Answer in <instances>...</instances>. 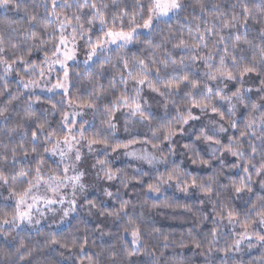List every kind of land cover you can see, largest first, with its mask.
<instances>
[{"label":"snow or ice","instance_id":"1","mask_svg":"<svg viewBox=\"0 0 264 264\" xmlns=\"http://www.w3.org/2000/svg\"><path fill=\"white\" fill-rule=\"evenodd\" d=\"M13 3L0 0V7ZM36 7H43L42 15L22 9L30 27L19 39L12 35L16 29L0 31V98L7 97L0 99V190L8 193L0 236L19 237L14 251L0 248V264H31L36 249L17 232L22 225L63 222L85 207L89 216L120 223L119 250L111 245L94 257L84 252L87 236L69 244L38 231L44 245L78 248L81 264H101L99 256L105 264H131L140 253L157 264L145 235L162 239L164 248L176 241L159 228L149 231L144 209L192 211L171 198L150 203L149 193L166 187L200 194L194 227H211L200 239L193 228L186 236L197 249L207 245L201 253L206 264H214V253L223 254L221 264H242L235 254L245 246L264 247V0L227 6L223 0H40ZM182 14L186 34L170 26ZM36 53L43 59H32ZM80 53L83 68L70 63ZM74 80L87 82L86 98L73 94ZM42 87L54 95L61 90V103L72 111L51 98L50 108L37 111L42 98L32 90ZM53 112L60 117L54 126ZM121 131L126 139L118 137ZM178 149L179 162L173 159ZM121 156L131 158L127 167L115 166ZM185 160L203 174L183 166ZM101 181L119 186L113 191ZM90 190L116 206L89 198ZM97 230L106 234L100 224ZM179 246H186L184 235ZM252 264H264V254Z\"/></svg>","mask_w":264,"mask_h":264},{"label":"trees","instance_id":"2","mask_svg":"<svg viewBox=\"0 0 264 264\" xmlns=\"http://www.w3.org/2000/svg\"><path fill=\"white\" fill-rule=\"evenodd\" d=\"M205 2H212V0H205ZM231 2H234V0H223V3L227 6ZM20 4V9H17L15 7V4ZM40 4V0H14L13 5L5 8L0 7V31L9 32L13 29H16L17 31L12 32V35L16 37V39H19L20 36L18 35V32H22L24 29H28L30 26L27 23L26 14L22 9L28 8L29 12H39L41 15L43 14V7H36V5ZM192 10L189 9L188 13H191ZM187 14V13H186ZM197 14L198 10H197ZM182 14L180 17H173V19L170 21V26L173 28V30H181L185 31L186 34V24L187 21L183 19ZM167 33V29H165V34ZM15 42V41H14ZM137 48H132V51H136ZM32 59L34 60H41L43 59V53H36L32 56ZM73 66L75 67L77 64H79L80 68L85 67L81 60H77L75 62H72ZM45 67H47L45 65ZM10 79H12L10 77ZM105 82L107 80V75L105 76ZM73 83L75 84V87L72 88L73 94H76L78 91L81 94L87 95V92L90 91V88L87 85V82L84 81L81 83L79 80H74ZM16 84L13 80L12 88L15 89ZM27 92L28 90H24ZM33 96L39 95L42 98V102L34 105V107L37 109V111H41L43 109L50 108V105L46 103L47 99L51 98L54 103H57V107L59 109L67 110L68 107L66 102L61 103L60 101V94L59 92H56L55 95L52 94H42L39 92H32ZM0 99H7V97H3ZM25 97L21 98V101H23ZM17 109H19L20 104L18 103L16 105ZM91 115V114H90ZM59 113L53 112L49 116L50 122L53 123V126L55 125V121L59 120ZM16 121L13 120L12 124H14ZM96 123H99V118H97ZM11 126V125H10ZM118 137L120 139H126L127 134L123 133L122 131L118 133ZM137 138H142L141 136L137 135ZM5 137L3 135H0V141H4ZM137 147H139L137 145ZM150 149V146H147ZM173 159H176L177 162H179L181 159H184L183 156L179 155V149L177 157H173ZM131 158L129 157H120L119 159L115 160V166L116 167H127L130 163ZM54 166V165H53ZM138 167L139 165H135ZM185 167H189L193 173L201 172L199 168L196 166H193L190 164L189 161L185 160L184 165ZM147 165H144L145 170H147ZM163 170V169H161ZM134 169H130V173L133 172ZM207 172H210L211 169L206 170ZM203 174V172H201ZM146 182L148 181V178H145ZM105 187L109 184L112 185L111 190H115L116 187H118V183L116 182H105ZM227 182V181H224ZM146 187V184L144 185ZM140 185L136 186V191L140 190ZM258 190V186H257ZM126 191L125 199L130 198V195L133 193V189L129 188ZM6 191L0 190V207H3L4 204V197H7ZM96 197V196H91ZM150 203L152 201H156L159 203L160 201L165 200L166 198H171L170 202L173 203H179V204H188L192 206V211L189 212L183 208H156L152 209L150 207L145 208V218H144V225L151 230V228H159L162 232L165 234L172 233L173 235L170 237V239H174L176 241V244H170L169 247L164 248L163 247V240L158 238H153L148 235H145L144 242L147 243L148 249L153 251L155 253L156 257H160L162 259H166L173 264L174 261H180L181 264H206V261L208 260V257L205 255H202L201 253L204 252L207 245L205 244L203 248L197 249L195 245L191 244L186 236L187 230L189 228H193V233L196 236L197 239H200L203 237L209 228L211 227L210 222H205L203 225H201L199 228H195L194 225L197 222V215L200 210H202V206L199 203V200L201 198L200 194L196 192L195 190L185 194L181 192H177L175 188L173 187H166L164 191L161 193H149ZM98 198V197H96ZM143 198V197H141ZM99 199V198H98ZM101 200V199H100ZM106 201L105 206L109 207H115V201H112L110 199H104ZM236 204L238 207H243L241 202L236 201ZM204 211H210V208L203 209ZM196 213L197 215H194ZM97 224H100L103 228V232L106 234H101L99 230H97ZM43 232L45 234L47 233H55L58 238H61L63 241L71 242L73 237L77 239V243L83 242V237L87 236L88 238V245L85 247L84 252L90 255H93L96 257V254L101 252L102 249H106L111 245H116L117 250H119V244L117 237L121 235L120 232V223L116 222L113 223L111 220L105 221L104 217H99L98 215H92L89 216L87 214H81L80 212L71 214L65 222H63L61 225H59L57 228H50L47 226H40L36 229H17V232H20L21 235L25 238V243L30 248H35L36 251L33 253V256L29 259L31 260V264H81V259L84 255V253H80V250L78 248H72L71 246L68 249L62 248L59 245H52L46 247L44 245V237L38 236L37 233ZM12 235H16L14 232ZM184 235V242L185 247L181 248L179 246V242L181 240V236ZM124 239L130 240L131 237L123 233ZM19 240V237H17L16 241H13L11 239H5L3 236H0V248H5L10 251H14L15 246L17 245V242ZM224 240L221 239L218 246H223ZM264 254V247L257 246L253 249H247L245 246V250L242 253H236L235 256L239 258L242 261V264H252L253 261H258L259 257ZM122 255V253H121ZM214 264H221V258L223 257L222 253H214ZM101 264H105L106 257L105 256H99L97 257ZM0 259H3V257H0ZM16 259V258H12ZM131 264H154L153 256H149L145 253H140L135 257L130 258ZM86 264V262H85Z\"/></svg>","mask_w":264,"mask_h":264},{"label":"rangeland","instance_id":"3","mask_svg":"<svg viewBox=\"0 0 264 264\" xmlns=\"http://www.w3.org/2000/svg\"><path fill=\"white\" fill-rule=\"evenodd\" d=\"M83 59H84V56H83V53H80V56H79V58H78V60H81V61H83ZM70 63H72V62H70ZM56 67V69L58 70L59 68H60V66L59 65H56L55 66ZM53 76H55V73H53ZM52 82H54V79H53V81ZM60 91L61 90H56V92H59L60 93ZM32 92H39V93H42V94H52L51 92H47L45 89H43V87L42 88H38V89H34V90H32ZM68 111H72V109H70V108H68ZM90 114H89V116L88 117H85V118H90ZM137 147V146H136ZM122 157V156H121ZM101 184L103 185V186H105V184H104V182L103 181H101ZM2 191V190H1ZM8 195V194H7ZM91 196H96V197H98L99 199H101V200H103L104 199V197H103V195L101 194V193H98V192H96L95 190H90V192H89V198L91 197ZM82 202V201H81ZM55 207H60L59 205H56ZM78 212H80L81 214L83 213V214H87V208L85 207V208H83V209H79L78 210ZM50 215V214H49ZM66 221V220H65ZM65 221H63V222H65ZM63 222H59V223H52V221L50 220V219H47V218H44V219H42L41 220V223L39 224V225H22V229H31V230H33V229H36L37 227H40V226H47V227H52V228H57L59 225H61Z\"/></svg>","mask_w":264,"mask_h":264},{"label":"clouds","instance_id":"4","mask_svg":"<svg viewBox=\"0 0 264 264\" xmlns=\"http://www.w3.org/2000/svg\"><path fill=\"white\" fill-rule=\"evenodd\" d=\"M156 261H157V264H171L170 261H168L166 259H162L160 257H156Z\"/></svg>","mask_w":264,"mask_h":264}]
</instances>
